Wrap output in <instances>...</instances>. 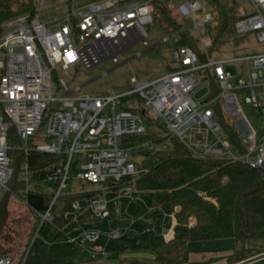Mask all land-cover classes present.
Here are the masks:
<instances>
[{
  "label": "built area",
  "instance_id": "obj_1",
  "mask_svg": "<svg viewBox=\"0 0 264 264\" xmlns=\"http://www.w3.org/2000/svg\"><path fill=\"white\" fill-rule=\"evenodd\" d=\"M153 1L97 0L46 20L23 13L6 19L0 31V191L15 195L8 187L13 175L9 150L59 156V163L46 176L54 192L48 208L40 214V227L43 221L52 220L50 208L61 195L73 153L82 152L85 162L77 177L100 187L78 192L99 193L72 201L74 221L83 207L89 210L92 220L79 225L64 240L78 244L91 259L110 257L108 247L124 238L130 229L141 234L151 232L164 240L173 238L174 225L168 228L172 222L175 224L174 212L162 204L146 202L135 194L132 185L142 170L135 154L165 148L166 142L149 140L124 146L123 135L175 136L196 156H224L252 168L264 162V135H245L247 151L235 154L220 136L214 109V104L223 100L220 106L225 113L227 108L237 107L240 111L239 103L245 102L264 116V52L212 58L205 24L212 21L213 13L210 8L205 11L202 0L165 1L179 16L191 19L205 61H200L190 46L179 45L173 51L178 66L150 80L131 77L132 87L128 90L92 96L80 92V86L68 88L61 80L64 95L52 96L51 73L57 65L68 69L80 64L91 69L105 60L117 64L119 52L136 43L149 46L145 25L153 22ZM250 1L257 12L236 20L234 31L243 34L255 30L257 39L264 41V0ZM210 80L216 85L214 92ZM201 84L207 92L195 99L194 91ZM124 96L143 99L144 107H122ZM56 100L59 104L51 111ZM44 118L47 136L56 141L37 143L34 136ZM152 127L161 128V134L150 131ZM10 128L18 139L12 146L7 140ZM196 133L201 137L196 138ZM208 133L214 135V141L208 140ZM20 178H29L26 162L21 165ZM108 191L113 196L109 197ZM122 207L126 214L123 224L121 220L108 229L99 226L100 221L110 217L111 209L119 214ZM137 209L142 211L135 214ZM0 264H12L11 259L0 257Z\"/></svg>",
  "mask_w": 264,
  "mask_h": 264
},
{
  "label": "trees",
  "instance_id": "obj_2",
  "mask_svg": "<svg viewBox=\"0 0 264 264\" xmlns=\"http://www.w3.org/2000/svg\"><path fill=\"white\" fill-rule=\"evenodd\" d=\"M204 2L213 13L212 21L205 26V33L211 40L208 49L210 55L225 35L235 33L234 22L244 16L237 15L233 0ZM153 5V16L160 20L168 32L175 34L176 46H190L200 61H205L197 38L190 33L192 26L188 27L180 21L179 15L173 13L165 0H154ZM23 13L35 15L34 0H0V31L6 19ZM210 84L214 92L216 85L212 80ZM214 109L221 128L220 136L228 141L235 154H244L248 149L242 137L244 131L221 109L219 102L214 104ZM7 140L11 146L18 143L11 128ZM149 140L166 142V147L139 151V155L143 156L138 163L142 170L132 185L135 194L146 202L162 204L166 210L174 212L173 238L164 240L151 232L141 234L130 229L125 237H134L136 242L123 249L147 250L154 254L157 264H173L183 258L188 242L230 237L239 246L238 257L247 255L250 250L248 242L264 238V162L261 167L252 168L224 156H196L175 136L157 138L155 134L149 133L126 134L122 136L121 144L139 145ZM8 155L13 166L8 187L15 191V195L10 191L0 194V257H9L13 264H19L23 258V264L74 263L73 259H80L83 250L78 244L64 239L67 234L76 231L79 225H87L92 219L89 210L83 207L74 221L71 217V203L99 191L72 192L60 200L59 204L54 203L50 208L52 220L42 222L28 249L39 225L40 214L46 211L52 197V194L44 191L43 183H47L46 176L59 163L60 157L33 150L24 154L18 149L9 150ZM23 162L27 163L29 170L26 181L20 178ZM12 199L24 205V215L15 213L10 203ZM141 211L137 209L135 214ZM110 217L115 220V224L126 219L113 209ZM12 223L17 224V234H23L29 229L26 231L29 234L26 247L15 260L8 247L12 241ZM108 248L112 254L122 246L110 245Z\"/></svg>",
  "mask_w": 264,
  "mask_h": 264
},
{
  "label": "rangeland",
  "instance_id": "obj_3",
  "mask_svg": "<svg viewBox=\"0 0 264 264\" xmlns=\"http://www.w3.org/2000/svg\"><path fill=\"white\" fill-rule=\"evenodd\" d=\"M34 0L35 4V16L41 20L50 19L55 17L64 11L69 10L71 7L84 6L90 2L97 0ZM235 12L239 16H249L257 12L255 6L250 0H233ZM204 4L205 11L210 7ZM172 8L175 14V9ZM178 16V15H176ZM178 19L182 21L188 27L192 26L191 19L188 16H178ZM206 26V24H205ZM145 29L147 32V40L149 46L144 47L139 43L127 48L125 51L118 53V63H111L109 60L102 61L97 67L91 69H84L80 64H76L68 69H62L60 65L52 70L51 73V94L55 98H60L64 95L63 87L61 85V80H63L67 87L74 89L78 86L81 87L79 90L82 93H87L92 96H103L112 91L121 92L128 90L132 87L130 81L131 77H135L138 80L143 79H153L160 76L165 71L178 66V62L173 58V51L176 48V36L173 32H168L163 24L158 18L153 16V22L151 24H146ZM192 36L196 37L193 28L190 29ZM138 54H137V53ZM264 52V41H259L257 39L256 31L251 30L243 34H228L225 35L221 42H219L213 51H211L210 56L215 57H229L234 55L242 54H253ZM233 72V71H232ZM207 92L206 86L201 84L194 91L193 97L195 99L202 98ZM223 100H220V104ZM59 102L56 100L52 103V110L58 106ZM144 107L143 99L136 96H124L121 98L122 107ZM121 107H117L119 110ZM240 111H237V107L227 108L226 113L228 117L237 122L238 127L244 131L242 132V137L245 135L251 137V132L256 135H264V116H262L258 109L251 104L245 102L239 103ZM39 131L35 133V142L40 143L49 139V141H56L55 137H48L46 132L45 118L43 120ZM152 132L160 135L162 132L161 128L152 127L149 129ZM196 138H200L201 134L196 133ZM208 140L214 141V135L208 133ZM135 160L139 163L143 159V156L135 154ZM134 159V157H133ZM85 162V155L82 152H74L71 157L70 167L65 184L61 189V195L59 196L56 204L60 203L65 196L72 192H78L79 190H92L100 187V184L88 182L82 178H78L77 174L81 171V165ZM44 191L47 194H52L54 192L53 185L50 183H43ZM1 194V191H0ZM107 195L113 196L112 191H108ZM11 206L13 207L15 213H20L24 215L25 208L21 202H16L14 199L11 200ZM133 207H130L129 211H132ZM24 211V212H23ZM120 216H126L125 210L122 207ZM30 221H33L31 217ZM115 224V220L109 217L103 221L99 222V226L103 229H108ZM123 224V220L121 222ZM16 223L11 224L10 228V241L8 247L11 251L12 257L15 260L18 255L26 247V241L28 237L29 229L25 233L17 234ZM23 225V224H22ZM174 222L171 223L168 229H171ZM135 230L136 226H135ZM21 231V230H20ZM45 234V230L42 231ZM16 233V234H15ZM20 235V236H19ZM46 235V234H45ZM143 237V236H142ZM119 242L135 243L136 239L134 237L126 236L122 238ZM214 242H205L207 248L210 247ZM195 243L192 245H198ZM87 254L83 251L80 259H73L75 264H80L82 259ZM111 259L117 258V256H110ZM13 261V260H12ZM13 264V262H12Z\"/></svg>",
  "mask_w": 264,
  "mask_h": 264
},
{
  "label": "crops",
  "instance_id": "obj_4",
  "mask_svg": "<svg viewBox=\"0 0 264 264\" xmlns=\"http://www.w3.org/2000/svg\"><path fill=\"white\" fill-rule=\"evenodd\" d=\"M205 242H214L209 248ZM199 243L198 245H192ZM133 243L115 242L114 247L122 248L111 254L115 259L96 257L91 259L84 257L80 264H157L154 254L147 250L123 249ZM250 250L243 257H238L239 246L233 238H219L209 241H191L186 245L183 258L173 264H264V238L254 239L248 242ZM75 264V263H72Z\"/></svg>",
  "mask_w": 264,
  "mask_h": 264
},
{
  "label": "water",
  "instance_id": "obj_5",
  "mask_svg": "<svg viewBox=\"0 0 264 264\" xmlns=\"http://www.w3.org/2000/svg\"><path fill=\"white\" fill-rule=\"evenodd\" d=\"M38 228H39V226L37 227V229H36V231H35V233H34V235H33V237H32V240H31V242H30V244H29V246H28V249L30 248V246H31V244H32V242H33V240H34V238H35L36 235H37Z\"/></svg>",
  "mask_w": 264,
  "mask_h": 264
}]
</instances>
